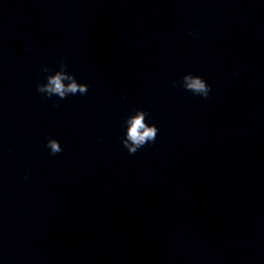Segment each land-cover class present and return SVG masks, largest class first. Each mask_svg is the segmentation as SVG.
Returning a JSON list of instances; mask_svg holds the SVG:
<instances>
[{
	"label": "clouds",
	"instance_id": "obj_1",
	"mask_svg": "<svg viewBox=\"0 0 264 264\" xmlns=\"http://www.w3.org/2000/svg\"><path fill=\"white\" fill-rule=\"evenodd\" d=\"M189 35L195 36L197 33L189 32ZM67 69L68 65L66 61L64 58H61L58 70H56L54 74L47 75V82L37 84V92L45 94L47 98L56 95L61 100L65 99L70 94H86L88 92V85L85 83H78L75 76ZM41 71L50 73L52 70L48 66L42 65ZM172 85L173 87H181L203 98H208L211 90L210 86L202 77L191 73L185 74L180 81H173ZM55 106L58 105L54 104V107ZM147 115L148 113L144 110L137 109L135 114L130 115L125 121L127 128L125 137L122 138L121 142L130 155H135L136 152L146 144L155 142L158 129L154 124L149 125L146 123ZM46 147L50 149L51 155H55L63 150L59 141L53 138H48ZM25 179H27V176H25Z\"/></svg>",
	"mask_w": 264,
	"mask_h": 264
}]
</instances>
